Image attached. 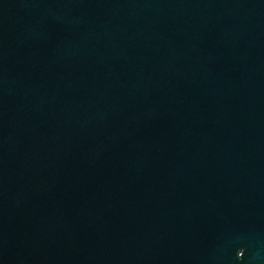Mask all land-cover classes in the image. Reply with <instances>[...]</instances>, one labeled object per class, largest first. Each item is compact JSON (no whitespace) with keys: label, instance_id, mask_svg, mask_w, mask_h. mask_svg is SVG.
Returning a JSON list of instances; mask_svg holds the SVG:
<instances>
[{"label":"water","instance_id":"95a60500","mask_svg":"<svg viewBox=\"0 0 264 264\" xmlns=\"http://www.w3.org/2000/svg\"><path fill=\"white\" fill-rule=\"evenodd\" d=\"M0 264H264V0H0Z\"/></svg>","mask_w":264,"mask_h":264}]
</instances>
